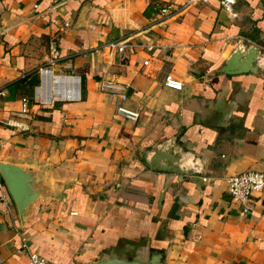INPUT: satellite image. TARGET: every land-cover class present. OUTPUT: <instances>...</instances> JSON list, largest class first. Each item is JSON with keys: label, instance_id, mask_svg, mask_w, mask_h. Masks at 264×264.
<instances>
[{"label": "crops", "instance_id": "obj_1", "mask_svg": "<svg viewBox=\"0 0 264 264\" xmlns=\"http://www.w3.org/2000/svg\"><path fill=\"white\" fill-rule=\"evenodd\" d=\"M184 2L0 0V158L48 168L60 193L31 203L20 225L0 178V264H25L14 227L51 264L156 253L161 264H264V187L242 212L225 181L264 171V0H235L233 18L218 0ZM120 40L153 47L107 44ZM51 43L54 71L79 76L77 100L30 99ZM250 45L255 68L239 70ZM165 73L181 88L165 86ZM101 79L124 84L120 103L136 118L116 113ZM169 136L197 171L143 164Z\"/></svg>", "mask_w": 264, "mask_h": 264}, {"label": "built area", "instance_id": "obj_2", "mask_svg": "<svg viewBox=\"0 0 264 264\" xmlns=\"http://www.w3.org/2000/svg\"><path fill=\"white\" fill-rule=\"evenodd\" d=\"M196 0H185V4L193 2ZM220 8L226 13L229 18L236 17V12L233 10V3L235 0H218ZM161 13H166L167 8L163 6L160 8ZM68 22H65L67 25ZM109 46L114 47L117 51L129 50L133 51L137 47H145L146 49H152L153 44H142V43H132L129 41H109L107 43ZM49 55L44 64L37 67L38 82L33 86L32 90V100L33 102L40 103H52L57 101H71L80 98V84L79 76L72 73H67L64 71H54L53 66L58 61V51L56 46L51 43L49 45ZM144 64L147 63V58L142 61ZM48 71L57 76L63 77L58 92H52L50 97L45 100L44 89L41 88L44 79L45 72ZM162 83L173 89H180L182 82L173 77L169 73H165L162 79ZM98 89L113 93L118 96L119 102L116 105V113L124 118L134 119L137 116L135 110L126 108L120 102L126 97L124 93V84L116 82L110 79H101L97 84ZM76 88V92H75ZM28 99L25 96L20 97L21 111H25L27 107ZM204 179V177H203ZM226 191L230 198L241 205L242 212H246L248 209V202L251 195L255 191H259L264 187V171L257 169H246L226 176ZM14 234L17 235L19 240V247L17 250H24L26 253L25 264H51L46 260V258L40 253L29 248L27 239L21 234L17 227H14Z\"/></svg>", "mask_w": 264, "mask_h": 264}, {"label": "water", "instance_id": "obj_3", "mask_svg": "<svg viewBox=\"0 0 264 264\" xmlns=\"http://www.w3.org/2000/svg\"><path fill=\"white\" fill-rule=\"evenodd\" d=\"M239 48H235L225 60L223 71L228 72L227 66L230 61L239 54ZM257 50L254 45L247 49L248 64L239 70L253 71ZM251 63V66L249 65ZM193 154L182 150V147L174 143L173 136L159 141L155 148L146 151L141 156V161L153 169L168 170L174 172L197 171V164L193 163ZM0 178L11 201L14 204L17 220L20 225L25 223V211L34 202L48 198H58L60 193L55 191L50 184V173L48 168L36 163L15 162L0 158ZM160 254L150 255L147 259L135 257H107L96 260L95 264H161Z\"/></svg>", "mask_w": 264, "mask_h": 264}, {"label": "bare ground", "instance_id": "obj_4", "mask_svg": "<svg viewBox=\"0 0 264 264\" xmlns=\"http://www.w3.org/2000/svg\"><path fill=\"white\" fill-rule=\"evenodd\" d=\"M63 77L57 76L55 74H52L48 71L45 72L44 79L42 82L41 88L44 89L45 92V100H47L52 92H58L61 90L59 88L61 81H63ZM76 92V88H75Z\"/></svg>", "mask_w": 264, "mask_h": 264}, {"label": "trees", "instance_id": "obj_5", "mask_svg": "<svg viewBox=\"0 0 264 264\" xmlns=\"http://www.w3.org/2000/svg\"><path fill=\"white\" fill-rule=\"evenodd\" d=\"M22 81V79H21ZM38 82V78L36 76H33L30 80H29V84L30 86L33 84H36Z\"/></svg>", "mask_w": 264, "mask_h": 264}, {"label": "rangeland", "instance_id": "obj_6", "mask_svg": "<svg viewBox=\"0 0 264 264\" xmlns=\"http://www.w3.org/2000/svg\"><path fill=\"white\" fill-rule=\"evenodd\" d=\"M36 85V84H35ZM33 90V89H32ZM30 95H32V92H31V94ZM30 99L32 100V97H30ZM33 101V100H32ZM36 103H40V102H36Z\"/></svg>", "mask_w": 264, "mask_h": 264}]
</instances>
